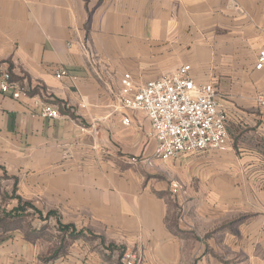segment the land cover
Returning a JSON list of instances; mask_svg holds the SVG:
<instances>
[{"label": "crops", "instance_id": "0c3cea01", "mask_svg": "<svg viewBox=\"0 0 264 264\" xmlns=\"http://www.w3.org/2000/svg\"><path fill=\"white\" fill-rule=\"evenodd\" d=\"M263 47L264 0H0V74L44 87L0 92V264H264ZM184 64L218 92L229 147L153 158L120 78Z\"/></svg>", "mask_w": 264, "mask_h": 264}, {"label": "built area", "instance_id": "2783aa9c", "mask_svg": "<svg viewBox=\"0 0 264 264\" xmlns=\"http://www.w3.org/2000/svg\"><path fill=\"white\" fill-rule=\"evenodd\" d=\"M254 68L264 69V47L256 57ZM190 65L184 64L171 74L136 85L129 73L120 78L119 100L124 108L142 110L150 120L155 140L153 158L176 159L185 153L225 150L229 147L226 112L212 83L197 84L190 76ZM63 71L56 74L62 76ZM30 88L12 78L8 70L0 74V92L12 98L29 97ZM40 115L58 117V108L35 96ZM123 123H129L124 117ZM132 160H137L132 158ZM149 160V159H148ZM173 196L184 193L179 181L170 182ZM124 264H137L134 254L124 256Z\"/></svg>", "mask_w": 264, "mask_h": 264}, {"label": "trees", "instance_id": "16d2710c", "mask_svg": "<svg viewBox=\"0 0 264 264\" xmlns=\"http://www.w3.org/2000/svg\"><path fill=\"white\" fill-rule=\"evenodd\" d=\"M43 89H44V87L41 86V85H40V86H36V87L30 88L29 91H28V93H29L30 95L40 94L41 90H43ZM52 102H53V103H56V104L58 105V109H59L61 112L69 113V114H70V111L67 110V109L64 107L62 101H60V100H58V99H54ZM70 115L73 116V114H70ZM63 228H65V229H69V228H71V227H70L69 225H65ZM73 230H74V229H72V231H73ZM77 234H79V233H77Z\"/></svg>", "mask_w": 264, "mask_h": 264}, {"label": "rangeland", "instance_id": "374dc122", "mask_svg": "<svg viewBox=\"0 0 264 264\" xmlns=\"http://www.w3.org/2000/svg\"><path fill=\"white\" fill-rule=\"evenodd\" d=\"M28 213H30L32 216H35V213H36V212H35L34 210H33V211H32V210H29Z\"/></svg>", "mask_w": 264, "mask_h": 264}]
</instances>
